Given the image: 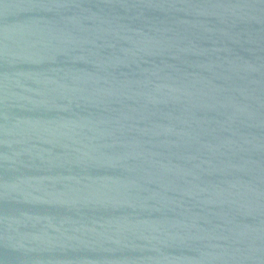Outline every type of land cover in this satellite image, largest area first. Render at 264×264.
<instances>
[{
  "label": "water",
  "instance_id": "95a60500",
  "mask_svg": "<svg viewBox=\"0 0 264 264\" xmlns=\"http://www.w3.org/2000/svg\"><path fill=\"white\" fill-rule=\"evenodd\" d=\"M0 264H264V0H0Z\"/></svg>",
  "mask_w": 264,
  "mask_h": 264
}]
</instances>
